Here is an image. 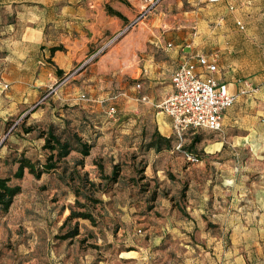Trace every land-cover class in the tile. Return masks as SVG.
<instances>
[{
  "label": "rangeland",
  "instance_id": "obj_1",
  "mask_svg": "<svg viewBox=\"0 0 264 264\" xmlns=\"http://www.w3.org/2000/svg\"><path fill=\"white\" fill-rule=\"evenodd\" d=\"M38 1L0 0L1 80L2 75L7 80L18 77L19 68L24 65L31 68L47 65L39 58L36 65H31L28 58L33 50L23 42L37 38L32 27L38 29L41 25L35 22L38 15L35 7L44 14V20H53L44 33L48 40L63 46L64 57L69 58L77 50L80 40L88 42L87 39L93 38L88 43L86 55L75 60L70 68L65 66L63 73L57 72L56 81L30 106L8 110L9 102L4 103L5 110L10 114L0 118V175L11 176L17 166L4 164V156L19 153L21 149L27 150L28 155L34 158L44 159L48 153L42 147L43 140L38 137L41 128L30 134L23 133V117L26 116V126L36 120L50 122L59 114H64L73 122L79 121L76 113L81 108L87 110L89 105L98 104L91 100V95L96 92V96H103L104 102L100 109L91 112L93 115L85 135H98L99 145L93 149V156L104 165L107 174L112 172L114 164L119 163L120 176L116 184L107 187L96 165L89 163L85 166V170H90L89 178L102 182L100 191L92 192L102 202L89 203L98 221L94 227L97 230L115 229L122 232L116 239L124 244L121 248L125 251L150 245L147 255L151 263L182 264L185 260L189 261L198 255V249L196 253L192 251L195 245H209L210 232L214 234L220 230L221 216L227 212V202H230L227 184L231 183L230 175L234 168H239L237 183L249 182L253 178L258 180L256 176L259 173L255 174L256 171L248 168L260 170L263 163L252 160L246 153L238 159L232 157L229 144L222 146L218 143L223 141V131L207 129H191L184 137L185 148L198 153L199 161H189L184 152L174 149L177 140L175 134H171L173 153L164 151L156 154V151L148 150L147 143L156 127L152 121L154 109L136 100L140 96L133 89L137 79L129 78L127 88L122 89L113 71L101 69L112 64V60H104L106 53L132 31L133 26L129 25L121 32H111L104 29L99 31L91 24L90 28L82 27L77 31L67 24L71 17L63 13L67 5L65 0L44 10ZM133 1H140L142 8L146 4L145 0ZM155 1L157 3L147 19L153 14L160 15L163 23L157 27L163 35L169 34L172 40L184 46L190 44L188 49L192 54L200 52L212 55L219 65L216 74L223 81H238L244 89L248 86L246 80L264 74V57L259 55L257 39L260 11L255 7L258 4L249 10L244 8L242 0H224L221 3L209 0ZM230 5H234L233 10ZM93 11L99 20L98 24L102 25L103 6L95 7ZM238 20L245 24L244 29L237 25ZM49 25L58 26L48 28ZM247 33L251 34L253 41L248 48L244 44ZM39 72L40 69L34 79ZM60 87L62 91H59ZM252 87L257 89V86ZM70 88L76 89V95L72 100L62 101L60 98L68 95L67 90ZM114 94L122 95L110 99ZM111 106L116 108L113 116L108 114ZM15 124L19 126L12 131ZM198 136L200 141L193 148L189 147ZM220 148L221 160L216 157ZM74 158L72 156L65 161L69 162V169ZM63 168L59 170L63 171ZM80 170L84 173L82 168ZM11 183L20 184L22 192L15 197L7 214L0 212V264H55L60 243L65 241L56 236L74 227L75 219L65 223L71 209L80 210L75 206L76 191L67 186L58 174H43L37 179L25 171L22 179L12 177ZM75 186H78L77 182ZM78 198L86 202L84 195ZM181 221H185V224ZM87 228L79 223L80 232ZM179 231L182 234H178ZM83 239L85 237L80 235L70 243L78 245L80 255L88 246L94 248L96 242L90 244ZM178 246L180 248L175 249Z\"/></svg>",
  "mask_w": 264,
  "mask_h": 264
},
{
  "label": "crops",
  "instance_id": "obj_2",
  "mask_svg": "<svg viewBox=\"0 0 264 264\" xmlns=\"http://www.w3.org/2000/svg\"><path fill=\"white\" fill-rule=\"evenodd\" d=\"M59 1L44 2L39 0L38 3L42 5L41 8L44 10L46 8L51 9ZM65 1L67 5L63 13L71 17L70 23L67 24H70L71 28L77 31H80L82 27L90 28L91 24H94L99 31L104 29L111 32H121L132 24L142 11L140 1L133 0ZM209 1L221 3L224 0ZM242 3L244 8L249 10L255 4H258L255 7L260 11L258 17L259 36L257 39L259 55L264 57V0H242ZM98 6H103L104 21L102 25L98 24L99 20L95 17L93 11ZM35 9L38 13L35 22L41 25L38 29L32 27L37 38L27 41L28 39L24 40V36L22 39L33 50V54L28 58L30 64L36 65V60L39 58L47 65L45 67L37 65L35 68L24 65L19 68L18 77L10 80L2 75V80L0 79V118L10 114L4 107L6 101L10 104L8 110L17 109L18 106L27 108L35 102L46 91V88L56 81L58 69L65 71V66L70 68L75 60H80L86 55L89 50L88 43L93 38L87 39L88 42L80 40L77 44V50L72 52L69 58L62 55L63 50L52 53L51 48L57 45L52 40H48L44 32L53 20H44V14L40 13L37 7ZM230 9L233 10L234 5H230ZM110 10L121 12L126 20L112 15ZM162 23L161 16L153 14L150 18L147 19L146 17L132 25L133 30L106 53L104 60H112V64L105 65L101 69H105L107 72L113 71L116 76L115 80L122 89L127 88L129 78H136L137 82L133 85V89L140 95L136 100L142 101L141 97L147 98V101L142 102L147 103V107L154 109L152 121L156 124V128L161 135L171 137V134H174L172 118L161 110L157 111L156 104L174 91L172 76L180 65L185 62L197 63L199 55H207L211 58L213 56L200 52L192 54V51L188 49L190 44L184 46L183 43L172 40L169 34L163 35L160 32V28L157 26ZM242 24L245 28V24ZM57 26L49 25L48 28ZM244 39H246L244 44L248 48L253 42L251 34L247 33ZM49 59L53 63L48 62ZM42 61H39V63L42 64ZM216 64L217 70L213 73L214 77L220 83L225 84L232 94L238 95L242 89L241 83L233 80L223 81L221 76L216 74L219 72L217 61ZM23 69L25 70L23 71ZM39 69L38 77L34 79ZM197 69L203 71L200 66ZM246 81L251 87L257 86V89L248 94H239L235 103L224 111L222 116L224 136L223 141L218 143H221L222 146L229 144L228 148L231 149L230 152L234 158L238 159L246 153L252 160L262 162L263 166L260 170L248 168L256 171L255 174L259 173L256 176V178H259L258 180L253 178L249 182L237 183L239 168H234L230 175L232 177L231 183L227 184L229 185L227 186L228 192L230 190V193H228L230 202H227V212L221 216L220 230L214 234L210 232L209 245L204 247L196 244L194 248L188 247L193 248L192 251L195 253L198 249V255L191 257L189 261L185 260L182 264H264V74L254 76ZM138 82L141 83L140 88L136 86ZM5 85H8V87L5 88ZM6 89L9 90L5 91ZM62 89L60 87L59 91H62ZM67 92L68 95L61 98L58 95L57 97L62 101H69L77 93L75 88H70ZM108 93H104V95ZM120 95L122 94H114L110 99L113 100L114 96L117 99ZM91 96H93L91 100L98 104L89 105L87 110L90 112L100 109L102 107L101 103L104 102L103 96H96V92ZM5 97L8 99H5ZM218 151L216 157L221 160V148ZM170 152L173 153V151ZM79 223L88 226V228L83 232L81 231L77 237L82 235L87 238V242L90 244L96 241L95 244L98 247L88 246V249L80 255L78 245L76 246L75 243L70 244L77 237L67 239L60 243L55 264H154L150 262L147 255L151 248L150 245L125 251L121 248L124 244H120L116 239L122 232L115 229L97 230L87 219H79ZM181 223L185 224V221H181ZM180 233L179 231L178 234ZM179 248L180 246L175 247V249ZM168 264H171V262Z\"/></svg>",
  "mask_w": 264,
  "mask_h": 264
},
{
  "label": "trees",
  "instance_id": "obj_3",
  "mask_svg": "<svg viewBox=\"0 0 264 264\" xmlns=\"http://www.w3.org/2000/svg\"><path fill=\"white\" fill-rule=\"evenodd\" d=\"M110 13L126 20L125 16L119 11L110 10ZM58 50H64L63 46L58 45L51 48L52 53ZM58 72L63 73V70L58 69ZM76 115L79 121L75 120L73 122V120L67 118L64 114H59V117L51 119L50 122H40L36 120V122L28 126H26L25 123L26 116L23 117L21 120L23 133L30 134L37 128H41L38 137L43 140L42 147L45 151H48V153L45 154L44 159L41 157L34 158L28 155L27 150L21 149L19 150V153L16 152L13 155L9 154L8 156H4V164L17 166L11 176L0 175V212H2L3 215L10 211L15 197L22 192V186L20 184L11 183L12 177L22 179L25 171H28V173L32 174L37 179H40L43 174H58V177L64 181L67 186H71L76 191L77 197L75 199V206L79 207L80 210L72 208L70 214L67 216L65 223L74 219L76 222L73 228L64 234L56 236L58 239L63 240L74 239L80 234L79 219H87L93 226H96L98 222L96 216L90 209L89 203L95 204L102 202V199L96 198L92 194L94 191H100L99 187L102 182L98 183L96 180L89 178L90 170H85V166L89 163L91 165H96L99 168L100 178L105 182L107 187L116 184L120 176L119 163L114 164L112 172L107 174L104 165L92 154L93 149L99 145L98 135H85V130L87 129V125L90 126V118L93 114H91L90 111L81 108ZM18 126L19 124H15L12 131ZM199 141V136L194 138L189 147L193 148ZM172 143L173 140L171 137L161 135L155 127L153 135L147 143V147L148 150L156 151V154H161L164 151L174 152V149L178 150L176 148L178 139L175 141L174 149ZM178 151L184 152L185 156L186 153L193 154L198 161L200 160V155L193 151H188L184 144ZM72 156L75 157V160L72 162V167L69 169V162L65 161ZM64 162L66 165L65 167L63 166ZM147 166L148 165L146 164V167ZM60 168H63V171H60ZM81 168L84 170V173H81ZM66 173L68 174L66 175ZM76 182L78 183V186H75ZM80 195H84L86 202H81L79 200L78 197ZM65 223L63 225H65ZM83 240L87 239L85 238ZM93 247L98 246L94 244Z\"/></svg>",
  "mask_w": 264,
  "mask_h": 264
},
{
  "label": "built area",
  "instance_id": "obj_4",
  "mask_svg": "<svg viewBox=\"0 0 264 264\" xmlns=\"http://www.w3.org/2000/svg\"><path fill=\"white\" fill-rule=\"evenodd\" d=\"M145 2L142 11L130 26L145 19L157 3L155 0H145ZM238 25L244 28L241 21H238ZM198 66L202 67L203 71H199ZM216 70L215 59L207 55H199L197 63H183L172 76L174 91L156 104L158 109L172 118L173 131L178 139L176 145L178 150L182 148L184 137L191 129L221 132L224 111L235 103L239 94L250 93L254 90L248 85L247 88L241 89L238 95L232 94L225 84L220 83L214 77L213 73ZM136 86L140 88L141 83L138 82ZM7 87L8 85H5V88ZM141 100L147 101V98L141 97ZM115 113V106H111L108 114L113 116ZM186 156L190 161H198L193 154L186 153Z\"/></svg>",
  "mask_w": 264,
  "mask_h": 264
}]
</instances>
